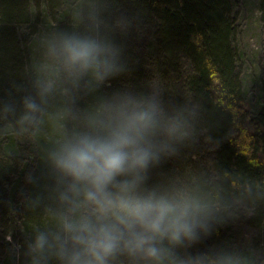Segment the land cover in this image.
Returning <instances> with one entry per match:
<instances>
[{"label":"clouds","instance_id":"obj_1","mask_svg":"<svg viewBox=\"0 0 264 264\" xmlns=\"http://www.w3.org/2000/svg\"><path fill=\"white\" fill-rule=\"evenodd\" d=\"M116 0H76L71 29L43 33L28 84L0 97V133L36 139L47 127L42 190L24 192L42 209L23 244L9 255L23 264H264V249L224 242L190 251L218 229L255 211L254 182L239 195L196 179L154 173L192 133L196 112L160 91L132 85L124 46L136 21L116 14ZM29 171L25 181L40 186Z\"/></svg>","mask_w":264,"mask_h":264},{"label":"trees","instance_id":"obj_2","mask_svg":"<svg viewBox=\"0 0 264 264\" xmlns=\"http://www.w3.org/2000/svg\"><path fill=\"white\" fill-rule=\"evenodd\" d=\"M237 1L116 0L114 9L116 14L123 13L136 21L135 27L126 35H114L115 41L124 46L129 74L135 75L136 83L138 81L143 87L142 72L154 62L168 85L171 102L193 108L196 112L193 131L204 129L214 145V175L203 171L201 176L195 166L189 171L186 162L181 166L186 154L189 160L194 157V153L184 145L178 146L176 155H181L177 165L185 171L170 170L168 159L163 168L154 173V179L191 178L219 185L226 198L239 195L246 182H254V191L257 188L264 191V176L261 175L264 173V78L257 101L253 102L243 89L236 71L239 51L234 39L238 21L233 9ZM260 8L264 15V0L260 1ZM0 14L6 21L12 16L27 14L26 0H0ZM1 23L0 68L7 72L6 80L11 79L13 83L9 96L14 97L19 95L17 86L22 82L26 86L30 77L24 74L23 63L17 58V52H20L14 42L15 24L2 26ZM67 29H70L69 25ZM145 38L152 39V49L146 48L148 52L140 41ZM131 47L132 50L136 48L135 53ZM161 71L168 76L164 77ZM129 78L127 74L112 80L106 90L124 86ZM6 92L7 89L2 88L0 97L9 98ZM3 160L1 157L0 189L5 193V182L14 171ZM195 160L200 162L197 158ZM0 201V208L4 206L8 210L4 196H0ZM221 238L222 227L190 251H204L220 243Z\"/></svg>","mask_w":264,"mask_h":264},{"label":"rangeland","instance_id":"obj_3","mask_svg":"<svg viewBox=\"0 0 264 264\" xmlns=\"http://www.w3.org/2000/svg\"><path fill=\"white\" fill-rule=\"evenodd\" d=\"M260 1L238 0L233 9V14L238 21L234 39V45L239 51L236 71L243 89L253 102L257 101L260 83L264 78V15L261 12ZM75 3L76 0H26L27 14L16 18L12 16L9 18L11 21L2 19L0 14L2 26L5 23L8 24L5 26L15 24L14 42L20 52V54L17 52V58L23 63L24 74L28 77H30L31 65L38 56L39 36L58 29H67V25L71 29L74 26L71 13ZM140 41L145 45V52H148L147 49H152L151 38ZM134 50L136 51L135 47ZM134 50L131 47V51L135 53ZM153 55L151 53V56ZM141 56L144 57L143 52ZM141 56L139 58H142ZM161 72L164 77L168 76L163 71ZM142 73L144 75L143 87L138 81L136 83L134 79L136 77L132 74H128V77L131 78L128 79L127 84L136 88H144L147 91H151L155 87L166 100L171 101L167 89L168 85L154 62L150 64L149 68L146 67ZM6 75L7 72L0 68V96L2 88L5 87V90L7 89L6 97H10L9 93L12 91L13 83L11 79L6 80ZM0 127L3 125L0 124ZM49 133L50 130L47 127L38 134L36 139H29L27 136L21 137L12 133H0V158L3 157L10 163H7V166L14 171L13 175L5 182L7 185L5 193L0 189V196H4V201L6 200L9 206L8 210L4 206L0 208V264H23L22 259L12 258L9 255V241L23 244L24 234L27 233L30 224L39 219L42 211V209H30L24 202L23 193L42 190L45 183L43 177L46 173L43 155L48 147L47 137ZM186 141L187 143L183 142L179 146H187V150L193 152L194 157L189 160L188 154H186L185 158L181 160V166L186 162L189 171L191 167L195 166L201 176L204 175L202 174L203 171L214 175L212 163L214 145L207 132L204 129L194 132L192 129V133ZM179 156L175 155L170 158L168 164L170 170L180 173L185 170L177 165L181 159V155ZM196 158L200 162H197ZM5 160L3 163L6 162ZM29 171L41 178L39 187L26 183L25 174ZM261 175L263 177L264 173ZM252 207L255 208V211L251 214L243 213L237 221L222 226V238L220 243L215 246L224 242H232L249 244L254 248L264 249V198L253 204Z\"/></svg>","mask_w":264,"mask_h":264}]
</instances>
